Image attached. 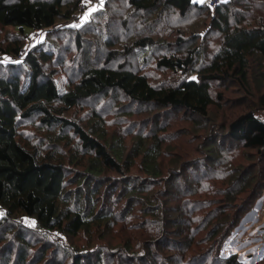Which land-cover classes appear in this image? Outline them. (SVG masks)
Returning a JSON list of instances; mask_svg holds the SVG:
<instances>
[{"label":"trees","instance_id":"1","mask_svg":"<svg viewBox=\"0 0 264 264\" xmlns=\"http://www.w3.org/2000/svg\"><path fill=\"white\" fill-rule=\"evenodd\" d=\"M104 1L102 7L99 6L100 9L108 5V0ZM81 2L82 0H0V23L18 30V37L6 47L0 46V53L17 57L30 38L28 31L36 33L44 30L48 35L58 29L56 25L60 22L69 25ZM127 6L132 11L144 12L159 7L174 9L182 16L195 8L211 18V27L203 31V37L202 31L198 29L189 39L178 37L180 46L186 45V41L189 44L191 40L195 42L197 39L200 43L196 41L197 45L187 49V52L163 53L157 59L159 68L181 73L180 82L155 83L149 76L150 72L133 69L125 60L116 62L120 56H126L134 49L144 51L146 48H154L157 35L151 31L137 36L122 51L111 49L104 62H97L87 54L82 65L78 60L77 63L76 59L73 60V67L80 69V76L63 91L57 81V67L47 68L48 62L59 60L50 48L52 40L47 38L49 35L41 43L29 47L23 59L12 60L6 65L0 63V242L3 241L0 264H8L16 250L13 264H27L28 247L24 248L27 245L24 234L32 228L39 227L45 233L56 229L69 235L76 234L82 228H89L92 221L100 222L104 217L113 218L117 213L106 210L104 205L98 203L99 196L104 194L101 189L109 170L116 173L115 177H125L121 180L108 179L111 181L108 189L114 191L119 188L118 199L120 196L125 198L123 218L129 217V213H133L134 208L141 205L140 210L152 219L148 221L144 218L143 223L135 227L148 232H154L151 226L157 229V234L151 233L154 235L142 238L141 254L126 249L128 253L119 254L121 261L123 254L130 260H151V256L153 260L169 243L175 244L177 241L187 244L193 241L187 238L182 240L185 234L175 233L170 228V225H178L177 218L172 217L176 206L169 204L174 191L172 185L178 182L182 172L188 170L193 163L173 166L172 173L164 177L161 155L164 153L165 140L161 132L167 130L168 125H154L150 131H135L137 139L128 149L123 135L109 137L103 119L99 118L102 112L98 111L97 124L92 126L69 116V112L86 99L105 97L102 104L111 105L110 100L114 104L119 92L124 95L128 106L136 105L134 109L137 108L138 111L146 106L161 110L186 109L208 118L211 106L220 107L221 100L224 99L223 92L217 91L214 94V83L233 80L244 86L246 94L258 103L247 101V106L250 107L229 121L231 137L239 140L237 145L229 147L245 148L249 153L257 150L258 156L264 155V92L255 91L252 83L254 74L261 82L264 81V0H221L215 6L208 1L198 0H127ZM84 22L73 27L79 29L75 37L79 53H83L85 47L80 30L86 24ZM123 24L129 27L126 19ZM73 28L70 27L71 30ZM211 31L217 33L215 45L208 41L207 33L210 36ZM206 47H210L209 52ZM128 110V107H124L125 113ZM25 121H37L39 125L52 131L59 129L57 137L50 140L49 149L44 151L24 135L20 127ZM52 131L50 135L53 134ZM69 132L78 138L77 146L70 152L62 146L63 142L67 143L65 139ZM218 145L224 147L221 143ZM216 149L208 141L201 142L197 147L200 154L196 157L200 158L199 161H206L205 168L202 170L199 163L197 167H193L196 180L193 187L182 192L178 203L180 209L193 201L197 188L202 187L203 182V187L208 185L220 195L219 200L227 196L228 203L217 207L221 220L215 223L208 234L217 232L214 230L218 228V224H227V221L222 220L224 209L229 206L230 199L247 191L250 184L249 179L238 183V168L231 163L225 150ZM138 159H141V170L146 174V179L150 178L149 182L129 173ZM220 170L224 173H219ZM218 173L222 175L218 176ZM161 183L165 185L159 186ZM152 188L153 192L157 189L156 193H152ZM117 215L114 217H118ZM10 232L16 233L15 239L9 237L12 234ZM151 244L158 252L152 253L149 249ZM64 250L66 253L67 250ZM45 252L43 247L39 256H45ZM83 255L77 250L72 264H94L91 254L88 258L87 255L82 258ZM230 257L229 261L235 264L236 256ZM97 261V264H106L102 253H99Z\"/></svg>","mask_w":264,"mask_h":264},{"label":"rangeland","instance_id":"2","mask_svg":"<svg viewBox=\"0 0 264 264\" xmlns=\"http://www.w3.org/2000/svg\"><path fill=\"white\" fill-rule=\"evenodd\" d=\"M103 1L94 0L93 2L92 0L93 3L91 2V5L80 13L77 18L72 19L73 21L69 25L66 22H60L56 25L58 29L48 34L49 37L47 38L52 40L50 48L54 50V56L59 57V60H51L47 63V68L57 67L56 77L60 89L63 91L69 88L72 82L80 76V69L73 67V60L76 59V63L78 60L79 64L82 65L87 54L92 59H96L97 62H104L107 53L111 49L122 51L125 46L131 45L137 36L150 31L155 32L157 35V43L154 48H146L144 51L134 49L128 55L120 56L116 62L125 60L133 69L150 72L149 76L155 83L180 82L182 74L166 68H159L157 59L163 53L187 52V49L197 45L196 41L200 43V40L197 39L195 42L191 40L189 44L186 41L187 46L183 44L180 46L178 37L189 39L197 29L202 31V35L205 29H210L211 18L195 8L190 10L186 16L180 15L177 10H167L162 7L150 12L132 11L127 6V0H108V5L100 9L99 6L102 7L101 4L105 2ZM125 19L129 23V27L123 24ZM84 21H86V24L80 30H82L85 47L83 48L84 52L79 53L75 44L76 33L79 29L73 27H78L76 25H80ZM28 33L30 38L24 47L26 51L29 47H33L35 43H41L47 35V31L44 30L36 33L28 31ZM216 35L215 31H211L210 36L207 33L208 41H212V45H215ZM204 36L206 37V34ZM17 37L18 30L16 28L7 27L0 23V46L6 47L10 41H14ZM206 48L209 52L210 47ZM26 51H23V53H26ZM15 59L18 58L11 54L0 53V63L3 65ZM23 69H25L24 65ZM2 71H5V69L2 68ZM25 71L27 73V69ZM261 81L255 74L252 76L255 91L258 90L259 92L261 90L264 92V81ZM262 84L263 86L259 87ZM213 86L214 94L216 95L217 91L223 92L224 99L221 100L222 105L220 107L217 105L211 106L208 118H203L186 109L170 108L161 110L158 107L151 109L149 106H141V111H138L137 108L134 109L136 105L128 106L129 104H127L124 95L122 96L119 92L117 93L118 99L114 104L111 100V105L109 103L102 104L105 97L86 99L69 112L70 117L78 119L88 126L97 124L98 118L96 115L98 111L102 112L99 118L103 119V125L107 129L109 137L115 134L123 135L125 146L128 149L137 139L135 131L139 129L150 131L153 130L154 125H168L167 130L164 129L161 132L165 140L164 153L161 155L162 167L165 172L164 177H168L172 173L171 167L173 166L181 167V163H193L188 170L182 172L178 182L172 185L175 192L171 193L172 199L169 204L176 206L172 217L177 218L178 225H170V228L175 233L185 234V238H182V240L187 238L193 241L187 244L175 241V244L172 242L164 246L160 252L156 251L155 246L151 244L149 249L152 250V253H159V255L158 253L157 256L155 255L153 260L152 256L150 257L151 260H148L149 258L146 260H130L126 254H123V260L121 261L119 254L128 253V251H125L126 249L141 254L143 251L142 238L146 237L145 235L153 236L157 234V229L151 226L154 232H148L142 228L140 229V227H138L139 229L135 227L138 224L141 225L144 218L148 221L152 219L151 216L140 210L141 205L134 208V214L129 213V217L123 218L125 216L123 212L125 198L123 199L120 196L118 199L119 188L114 191L108 189V183L111 182L108 179L117 178L121 180L125 177H115L116 173L109 170L105 185L101 189L104 194L100 192L102 195L99 196L98 203L104 205L106 210L117 213L118 217L113 215V218L104 217L100 222L92 221L89 228H82L76 234L69 235L56 229L47 233L39 227L30 229L24 234L25 244H27L24 245V248L25 246L28 247L27 264H72L77 250L84 254L81 256L82 258L85 255L88 258L91 254V261L94 264L98 262L99 253H102L106 264H234L229 261L231 255L236 256L235 264L264 263V155L263 157H261L262 155L258 156L257 150L249 153L245 148L229 147L237 145L239 140L231 137L228 127L232 117L250 107L247 106V101L250 100V103L253 104L258 102L246 94L244 86L242 87L233 80L215 82ZM108 98L111 99V97ZM124 107H128L130 110L125 113ZM142 120L143 123L141 124ZM20 129L32 143L38 144L44 151L50 148V142L57 137L56 133L59 130L57 128V130L52 131L42 127L37 121H25ZM50 131L53 133L52 136ZM65 140L67 143L63 142V148H67L69 152L73 151L78 144V138L74 133L69 132ZM68 140L70 141L68 142ZM206 141L210 142L215 149L218 146L216 151L221 149L227 152L231 163L238 168L236 173L239 174L237 177L240 180L239 184L245 182L246 179H249L250 183L247 191H243L235 198L230 199L231 202H229L227 209H224L225 214L222 219L227 221V224L225 226L218 224V228L214 230L217 232L212 234H208V232L213 229L212 227L215 226L216 222L221 220L217 207L228 203L227 196H224L223 200H219L220 195L216 194L208 185L203 187V183H205L203 182L202 187L197 188L195 197L192 198L193 201L178 209L182 192L193 187L196 180V175L192 170L193 167H197L199 163L202 170L205 168L206 161H199L200 158L196 155L200 154L197 147L201 145V142ZM220 143L224 147H219L218 144ZM129 173L133 177L139 176L149 182L150 178L146 179V174L141 170V159L137 160ZM219 173L224 172L220 170ZM247 176L249 178H246ZM163 185L165 184L161 183L159 186ZM153 188L152 193H156L157 189L155 188L153 192ZM195 199L199 200L195 201ZM0 213L2 214L1 210ZM207 213H209V217L206 216ZM118 219L120 220L118 221ZM202 223H204L203 226ZM10 233L12 234L9 237L15 239L16 233ZM130 236L133 238H130ZM174 237L176 236L174 235ZM2 243L3 241L0 242V248ZM45 244L46 246H44ZM43 247H45L46 252L45 256L41 257L39 253ZM64 249L67 250L66 253ZM88 250L90 251L87 252ZM16 255L17 250L8 264H13Z\"/></svg>","mask_w":264,"mask_h":264},{"label":"built area","instance_id":"3","mask_svg":"<svg viewBox=\"0 0 264 264\" xmlns=\"http://www.w3.org/2000/svg\"><path fill=\"white\" fill-rule=\"evenodd\" d=\"M91 2H92V0H82V2L80 3L77 11L74 13L72 19L77 18V16H79L80 13H82L87 7H89L91 5ZM93 2H94V0H93ZM208 2H209L210 5L215 6L216 4H218L220 2V0H209ZM23 51H26V49L23 48L21 50L20 55L17 56L18 59H23L25 57L26 53H23Z\"/></svg>","mask_w":264,"mask_h":264},{"label":"crops","instance_id":"4","mask_svg":"<svg viewBox=\"0 0 264 264\" xmlns=\"http://www.w3.org/2000/svg\"><path fill=\"white\" fill-rule=\"evenodd\" d=\"M203 1H207V0H200L199 2H203Z\"/></svg>","mask_w":264,"mask_h":264}]
</instances>
